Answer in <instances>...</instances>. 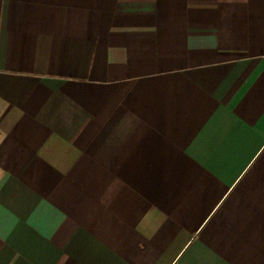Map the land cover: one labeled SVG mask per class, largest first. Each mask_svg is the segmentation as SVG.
<instances>
[{"label":"crops","instance_id":"1","mask_svg":"<svg viewBox=\"0 0 264 264\" xmlns=\"http://www.w3.org/2000/svg\"><path fill=\"white\" fill-rule=\"evenodd\" d=\"M0 264H264V0H0Z\"/></svg>","mask_w":264,"mask_h":264}]
</instances>
